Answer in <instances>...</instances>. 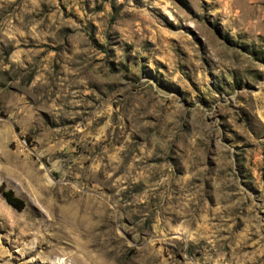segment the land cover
<instances>
[{"label": "rangeland", "instance_id": "rangeland-1", "mask_svg": "<svg viewBox=\"0 0 264 264\" xmlns=\"http://www.w3.org/2000/svg\"><path fill=\"white\" fill-rule=\"evenodd\" d=\"M59 260L264 264V0H0V264Z\"/></svg>", "mask_w": 264, "mask_h": 264}, {"label": "trees", "instance_id": "trees-1", "mask_svg": "<svg viewBox=\"0 0 264 264\" xmlns=\"http://www.w3.org/2000/svg\"><path fill=\"white\" fill-rule=\"evenodd\" d=\"M3 194L6 198V200L14 205L17 208H22L23 207V201L19 198H17L11 190H5L3 191Z\"/></svg>", "mask_w": 264, "mask_h": 264}, {"label": "bare ground", "instance_id": "bare-ground-1", "mask_svg": "<svg viewBox=\"0 0 264 264\" xmlns=\"http://www.w3.org/2000/svg\"><path fill=\"white\" fill-rule=\"evenodd\" d=\"M59 263L62 264V260H59Z\"/></svg>", "mask_w": 264, "mask_h": 264}]
</instances>
